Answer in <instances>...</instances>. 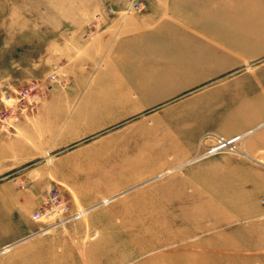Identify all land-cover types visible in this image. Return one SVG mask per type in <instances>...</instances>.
<instances>
[{
  "label": "crops",
  "instance_id": "0c3cea01",
  "mask_svg": "<svg viewBox=\"0 0 264 264\" xmlns=\"http://www.w3.org/2000/svg\"><path fill=\"white\" fill-rule=\"evenodd\" d=\"M145 6L114 10L91 40L73 34L53 46L63 86L12 136L0 135V264H77L76 242L91 230L103 237L107 218L137 223L123 207L144 198L153 205L155 189L171 193L167 184L201 194L196 206L203 194L264 191V172L247 160L198 158L215 138L233 140L248 160L264 154V0ZM51 188L73 217L32 221ZM258 193L239 215H258ZM76 206L87 210L85 221L74 217Z\"/></svg>",
  "mask_w": 264,
  "mask_h": 264
},
{
  "label": "rangeland",
  "instance_id": "374dc122",
  "mask_svg": "<svg viewBox=\"0 0 264 264\" xmlns=\"http://www.w3.org/2000/svg\"><path fill=\"white\" fill-rule=\"evenodd\" d=\"M129 1L0 0V99L6 91L19 90L28 82L41 94L34 100L33 110L18 117L15 128L33 115L50 89L63 86L61 66L53 67L51 63V48L66 43L73 34L79 35L81 41L91 40L105 16L112 15L116 9L136 13L146 7L145 0H139L141 10L128 9ZM88 31H91L89 36ZM0 135L6 137L1 132ZM204 140L202 137L200 143ZM215 143L216 138L212 143L201 145L206 146L207 152ZM214 153L245 159L264 172V154L255 158L257 162L244 158L243 152ZM223 179L218 175V184H224ZM164 181L159 178L154 184L161 187ZM167 186L172 188L170 194L163 193L162 187L155 189L150 196L153 205L144 198L123 207L124 215L133 213L137 223L111 224L107 218L105 220L109 221L101 226L105 230L103 237L98 239V230H91L89 238L82 240L79 246L76 242L77 264H264V191L258 193V186L233 194H203L199 206L195 197L201 194L189 189L180 192L177 182ZM257 193L258 215H239L250 211L249 201ZM168 199L173 200L170 208L158 204ZM62 202L66 206V202ZM231 205L238 206L234 216L228 210ZM86 212L76 206L74 217L85 221ZM68 216L72 215L66 209L61 217ZM57 218L42 221L54 224Z\"/></svg>",
  "mask_w": 264,
  "mask_h": 264
},
{
  "label": "built area",
  "instance_id": "2783aa9c",
  "mask_svg": "<svg viewBox=\"0 0 264 264\" xmlns=\"http://www.w3.org/2000/svg\"><path fill=\"white\" fill-rule=\"evenodd\" d=\"M127 8L138 11L142 9V4L139 0H130ZM87 35H91V31H88ZM40 97L41 94H37L34 85L30 82L25 84L19 90H11L3 93L0 99V132L6 136L12 135L18 117L23 115V113L33 110L36 105L34 100H37ZM209 151L239 153L234 144H231L230 141H224L221 138L216 139V143L214 146L210 147ZM66 209L67 208L62 202L59 193L55 189L51 188L46 190L40 196V203L31 214V220L34 222H41L43 219L58 217L54 222V224H56L62 220L73 217H61V215L65 214Z\"/></svg>",
  "mask_w": 264,
  "mask_h": 264
},
{
  "label": "bare ground",
  "instance_id": "6f19581e",
  "mask_svg": "<svg viewBox=\"0 0 264 264\" xmlns=\"http://www.w3.org/2000/svg\"><path fill=\"white\" fill-rule=\"evenodd\" d=\"M216 139H218V138H216ZM220 139V138H219ZM224 141H230V140H224ZM231 142V144H234V141L232 140V141H230ZM239 151V153H237V154H242V152L240 151V150H238ZM212 153H214V152H212V151H207L206 153H204V154H202L201 156H200V158H203V157H206V156H208L209 154H212ZM215 154V153H214Z\"/></svg>",
  "mask_w": 264,
  "mask_h": 264
}]
</instances>
